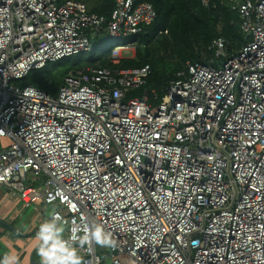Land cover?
<instances>
[{
  "label": "built area",
  "instance_id": "obj_1",
  "mask_svg": "<svg viewBox=\"0 0 264 264\" xmlns=\"http://www.w3.org/2000/svg\"><path fill=\"white\" fill-rule=\"evenodd\" d=\"M225 1L244 42L213 38L157 91L148 65L118 67L150 3L113 0L106 19L0 0V186L59 212L66 239L102 223L118 246L80 248L82 264H264V0ZM104 41L112 65L69 71L55 95L18 83Z\"/></svg>",
  "mask_w": 264,
  "mask_h": 264
},
{
  "label": "trees",
  "instance_id": "obj_2",
  "mask_svg": "<svg viewBox=\"0 0 264 264\" xmlns=\"http://www.w3.org/2000/svg\"><path fill=\"white\" fill-rule=\"evenodd\" d=\"M87 1L89 12L109 18L113 0ZM137 1L150 3L156 16L140 32L122 39V42L133 43L134 56L121 59L118 67L140 68L148 65L150 73L144 88L160 91L184 69L186 61L206 63L213 55L208 45L215 37L227 39L230 43L228 50L238 49L244 42L238 14L228 7L225 0H209L208 6H203L201 0ZM110 51L111 42L103 45L95 42L89 51L47 62L43 67L31 70L18 83L55 95L69 71L112 65Z\"/></svg>",
  "mask_w": 264,
  "mask_h": 264
},
{
  "label": "clouds",
  "instance_id": "obj_3",
  "mask_svg": "<svg viewBox=\"0 0 264 264\" xmlns=\"http://www.w3.org/2000/svg\"><path fill=\"white\" fill-rule=\"evenodd\" d=\"M68 223L59 212L53 211L39 224L34 248L40 258V264H82L80 248L98 245L115 249L118 246L112 233L98 222H92L79 237L72 235L66 239L64 234ZM0 264H19V257L12 253L5 254L0 258Z\"/></svg>",
  "mask_w": 264,
  "mask_h": 264
},
{
  "label": "crops",
  "instance_id": "obj_4",
  "mask_svg": "<svg viewBox=\"0 0 264 264\" xmlns=\"http://www.w3.org/2000/svg\"><path fill=\"white\" fill-rule=\"evenodd\" d=\"M50 210L41 203L26 206L0 186V258L12 253L18 255L19 264H40L34 248L36 232Z\"/></svg>",
  "mask_w": 264,
  "mask_h": 264
},
{
  "label": "rangeland",
  "instance_id": "obj_5",
  "mask_svg": "<svg viewBox=\"0 0 264 264\" xmlns=\"http://www.w3.org/2000/svg\"><path fill=\"white\" fill-rule=\"evenodd\" d=\"M83 1H85V3L87 4V7H89V1H87V0H83ZM107 38H103V40H106ZM106 41H104L103 43H105ZM129 57H132V56H134V55H128Z\"/></svg>",
  "mask_w": 264,
  "mask_h": 264
}]
</instances>
